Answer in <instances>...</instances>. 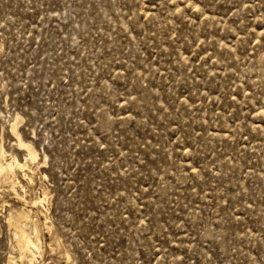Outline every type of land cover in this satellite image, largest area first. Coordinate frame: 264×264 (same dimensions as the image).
<instances>
[{
  "label": "rangeland",
  "instance_id": "obj_1",
  "mask_svg": "<svg viewBox=\"0 0 264 264\" xmlns=\"http://www.w3.org/2000/svg\"><path fill=\"white\" fill-rule=\"evenodd\" d=\"M0 147V264H264V0H0Z\"/></svg>",
  "mask_w": 264,
  "mask_h": 264
},
{
  "label": "bare ground",
  "instance_id": "obj_2",
  "mask_svg": "<svg viewBox=\"0 0 264 264\" xmlns=\"http://www.w3.org/2000/svg\"><path fill=\"white\" fill-rule=\"evenodd\" d=\"M11 127H12V129L14 131V134H17L19 136V132H18V130L16 128L17 127L16 123H13ZM17 135H15V136H17ZM21 140H22V138H21ZM19 141L20 140L18 139V142ZM4 155H5V151H4L3 147H0V183L3 181L4 175H6L9 172H11L13 174V177L14 178L13 179H10L9 182L14 187L16 185V177H15L14 172H13L14 169H15V167L18 166V167H20L22 169L23 167L26 166V164L20 162L15 157H12L13 158V160L11 159L12 161L7 162V161L4 160L5 158L3 159ZM26 157L28 159H30L31 161H35L37 159V153L35 152V150H33V148L31 149V147H30V149L28 150V153H27V156ZM9 182L7 181V183H9ZM38 199L39 198L35 199V201L33 202V204L34 203L36 204L38 202ZM10 216L12 218V214H10ZM30 218H31L30 215H28L25 211L22 210V211H20V213H18L16 215V218L14 219V224H15V228L18 230V232L20 234V236L18 238L19 248L22 250V253H23V256L24 257H25V253L27 251H30L32 253V255H33L30 258V261H32V260H34V254H35V252L38 249L37 240H35L34 237H32L29 233H27L26 228L22 224L23 220L28 221ZM10 221H11V219H10Z\"/></svg>",
  "mask_w": 264,
  "mask_h": 264
}]
</instances>
